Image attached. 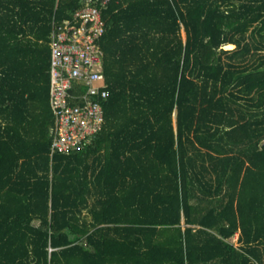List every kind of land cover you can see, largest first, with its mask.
Listing matches in <instances>:
<instances>
[{"label":"trees","instance_id":"16d2710c","mask_svg":"<svg viewBox=\"0 0 264 264\" xmlns=\"http://www.w3.org/2000/svg\"><path fill=\"white\" fill-rule=\"evenodd\" d=\"M86 2L0 0V264H264V0H108L103 127L51 153Z\"/></svg>","mask_w":264,"mask_h":264},{"label":"built area","instance_id":"2783aa9c","mask_svg":"<svg viewBox=\"0 0 264 264\" xmlns=\"http://www.w3.org/2000/svg\"><path fill=\"white\" fill-rule=\"evenodd\" d=\"M87 2L53 26L50 96L54 113L51 153H69L92 140L105 121L109 91L100 39L105 31L101 7Z\"/></svg>","mask_w":264,"mask_h":264},{"label":"rangeland","instance_id":"374dc122","mask_svg":"<svg viewBox=\"0 0 264 264\" xmlns=\"http://www.w3.org/2000/svg\"><path fill=\"white\" fill-rule=\"evenodd\" d=\"M182 35H183V37H185V33H184V31L182 32ZM236 236V235H235ZM235 236H234V238H232V240H233V242L235 243L236 241H235Z\"/></svg>","mask_w":264,"mask_h":264},{"label":"crops","instance_id":"0c3cea01","mask_svg":"<svg viewBox=\"0 0 264 264\" xmlns=\"http://www.w3.org/2000/svg\"><path fill=\"white\" fill-rule=\"evenodd\" d=\"M235 235H236V236H235V238H236V237L238 236V234L236 233Z\"/></svg>","mask_w":264,"mask_h":264}]
</instances>
